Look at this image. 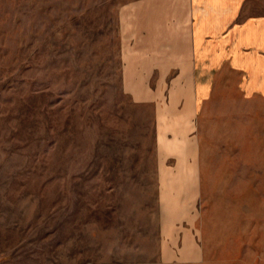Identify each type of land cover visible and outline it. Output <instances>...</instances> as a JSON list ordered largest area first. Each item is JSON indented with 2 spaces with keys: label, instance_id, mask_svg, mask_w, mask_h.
<instances>
[{
  "label": "rangeland",
  "instance_id": "obj_1",
  "mask_svg": "<svg viewBox=\"0 0 264 264\" xmlns=\"http://www.w3.org/2000/svg\"><path fill=\"white\" fill-rule=\"evenodd\" d=\"M132 1L0 0V264H264V97L220 71L198 151L157 138L121 88Z\"/></svg>",
  "mask_w": 264,
  "mask_h": 264
},
{
  "label": "crops",
  "instance_id": "obj_2",
  "mask_svg": "<svg viewBox=\"0 0 264 264\" xmlns=\"http://www.w3.org/2000/svg\"><path fill=\"white\" fill-rule=\"evenodd\" d=\"M117 24L121 88L153 109L167 143L198 151L194 123L211 101L199 89L213 87L220 71L254 78L264 97V0H135Z\"/></svg>",
  "mask_w": 264,
  "mask_h": 264
}]
</instances>
